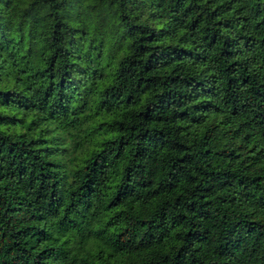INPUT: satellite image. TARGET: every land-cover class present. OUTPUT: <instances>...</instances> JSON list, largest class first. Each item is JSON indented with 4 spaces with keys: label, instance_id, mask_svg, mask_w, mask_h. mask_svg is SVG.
<instances>
[{
    "label": "trees",
    "instance_id": "obj_1",
    "mask_svg": "<svg viewBox=\"0 0 264 264\" xmlns=\"http://www.w3.org/2000/svg\"><path fill=\"white\" fill-rule=\"evenodd\" d=\"M0 264H264V0H0Z\"/></svg>",
    "mask_w": 264,
    "mask_h": 264
}]
</instances>
